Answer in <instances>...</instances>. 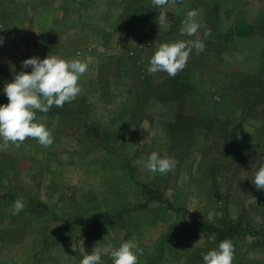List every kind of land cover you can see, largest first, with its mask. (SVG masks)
<instances>
[{
	"label": "rangeland",
	"instance_id": "rangeland-1",
	"mask_svg": "<svg viewBox=\"0 0 264 264\" xmlns=\"http://www.w3.org/2000/svg\"><path fill=\"white\" fill-rule=\"evenodd\" d=\"M131 3L149 9L127 24ZM192 9L206 38L181 35ZM166 11L159 27L151 0H0V103L28 58L88 63L74 102L37 113L54 144L0 151V264H79L98 243L127 240L143 250L139 264H203L224 239L233 264H264V190L251 182L264 158V0H173ZM236 23L252 34L232 36ZM197 38L206 49L178 73L190 87L177 128L178 106L157 93L170 77L146 70L160 44ZM248 75L259 98L247 107L235 88ZM153 151L177 167L160 175L136 163ZM17 198L26 206L13 215Z\"/></svg>",
	"mask_w": 264,
	"mask_h": 264
},
{
	"label": "clouds",
	"instance_id": "clouds-1",
	"mask_svg": "<svg viewBox=\"0 0 264 264\" xmlns=\"http://www.w3.org/2000/svg\"><path fill=\"white\" fill-rule=\"evenodd\" d=\"M173 0H151L153 8L159 12V27L170 21L166 17V9ZM177 5L182 0H174ZM198 10L192 9L182 22L181 35L195 37L204 29L205 38L210 29L197 21ZM3 40L0 39V45ZM206 45L203 39L178 40L173 43L160 44L148 61L147 74L166 73L174 78L188 64L191 54L204 52ZM22 69L31 68V72L20 71L12 82L6 84L2 92L7 97V104H0V151L9 146L19 147L27 139H34L40 146L48 148L54 144L55 138L51 129L37 121V113L47 114L54 106L63 107L72 103L81 93V77L88 71V63L79 58L64 59L48 55L44 59L31 57L22 62ZM149 173L166 175L173 171L178 161L159 152H151L146 160H138ZM257 190H264V158L251 181ZM26 202L17 198L12 204V214L24 211ZM143 250L132 240L122 242L118 247L111 244L98 243L91 254H85L79 264H103V257L111 259L112 264H139V256ZM235 246L230 239H224L218 247L202 254L203 264H233Z\"/></svg>",
	"mask_w": 264,
	"mask_h": 264
},
{
	"label": "trees",
	"instance_id": "trees-1",
	"mask_svg": "<svg viewBox=\"0 0 264 264\" xmlns=\"http://www.w3.org/2000/svg\"><path fill=\"white\" fill-rule=\"evenodd\" d=\"M131 1H133V0H131ZM148 9L149 8H146V9L137 8V5L135 3H131V8L128 9L129 12L127 13V16H126L124 22L128 24L133 19V17H132L133 14H135V13L139 14V13H141V10L147 11ZM252 31H253V27L251 25H247V24H243V23H236L232 27V30H231L230 34L232 36H235V37H238V38H242V37H246V36L251 35ZM206 56H208V55L205 54L204 57H206ZM179 76H181V73L177 74L174 78L170 77V78L164 80L160 84L161 89H162V87H167V85H165V84H168L169 88H167V91H161V89H160V92H157V93H160L161 100H163L165 102H169L171 104H174V105L178 106L179 111H177V113L175 115V120L176 121H174L177 128H181L183 126V122L185 121V119H187L186 115H184L183 111L180 110V109L182 108V104H183V101L185 100L186 95H188V90L187 89L190 87L189 82H187V83H185L183 81L180 82ZM238 82H239V83H237L238 86L235 88L236 92L238 90L237 99L239 98V100L241 102V105L248 107L249 104H250V100L249 99H251V98L253 99L254 98V99L257 100L259 98V96H258L259 93L256 91L258 89V85L256 84V83H258V81L256 80V78H252V77H250L248 75V76L243 77ZM150 86L152 88L154 87L155 90L157 88H159V84H154L153 86L152 85H150ZM150 91H152V90L148 89L146 94H151ZM176 94H178V95H176ZM157 96L158 95H155V97H157ZM139 102H140V100H139ZM7 103H8V100L2 101L0 104H7ZM180 103H182V104H180ZM65 106H66V104L63 106V108ZM53 109L54 110H58V108H56V107H53ZM217 117H214L215 119L214 120L212 119V121H210L209 123L212 124V125H213V123H216L214 121L216 120ZM219 117L222 118V115H220ZM221 118H219L220 121H221ZM191 121H193V119ZM220 121H218L219 124L221 122H223V121H221V122ZM262 122L264 123V120H262ZM194 123H198L199 125L205 124L201 119H198L196 117L194 118ZM194 123L193 124L189 123V125L190 126L191 125H193V126L196 125ZM210 124H209V126H210ZM225 225L227 226L228 223H226ZM205 228H209V227H205ZM229 228H227V229H229ZM231 228H232V226H231ZM229 230H231V229H229Z\"/></svg>",
	"mask_w": 264,
	"mask_h": 264
}]
</instances>
